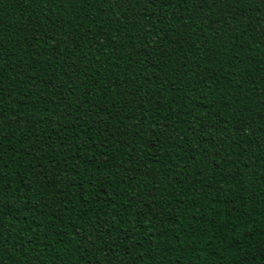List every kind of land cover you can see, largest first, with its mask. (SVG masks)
Returning <instances> with one entry per match:
<instances>
[{"label":"trees","instance_id":"1","mask_svg":"<svg viewBox=\"0 0 264 264\" xmlns=\"http://www.w3.org/2000/svg\"><path fill=\"white\" fill-rule=\"evenodd\" d=\"M0 264H264V0H0Z\"/></svg>","mask_w":264,"mask_h":264}]
</instances>
